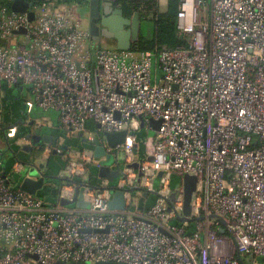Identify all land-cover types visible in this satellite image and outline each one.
I'll return each instance as SVG.
<instances>
[{
    "label": "built area",
    "instance_id": "2783aa9c",
    "mask_svg": "<svg viewBox=\"0 0 264 264\" xmlns=\"http://www.w3.org/2000/svg\"><path fill=\"white\" fill-rule=\"evenodd\" d=\"M13 1L0 0V91L2 83L27 85L28 109L57 112L56 128L76 140L65 144L61 135L40 146L42 123L18 135V125L6 130L0 121L6 144L55 157L56 175L68 174L49 201L19 187L20 178L42 176L36 167L16 157L0 170V264H264V0H177L185 43L154 51L91 45L61 0H27L24 12L13 11ZM137 1L151 11L149 0ZM137 117L147 131L152 120L159 126L144 139L132 192ZM122 131L124 142L108 145L104 133ZM82 133L95 136L91 147L79 146ZM102 167L119 173L114 185ZM185 174L198 179L191 233L189 223H173L181 182L167 202L171 178ZM116 191L122 209L109 207ZM152 191L153 203L141 208L138 197ZM212 215L223 219L224 234Z\"/></svg>",
    "mask_w": 264,
    "mask_h": 264
},
{
    "label": "water",
    "instance_id": "95a60500",
    "mask_svg": "<svg viewBox=\"0 0 264 264\" xmlns=\"http://www.w3.org/2000/svg\"><path fill=\"white\" fill-rule=\"evenodd\" d=\"M27 0H14L11 6V9L15 12H24L27 8L30 7V4L26 2ZM68 1V0H65ZM119 0H75L76 4H78L76 8V12L79 14L86 13L87 14V26L86 29L91 37V39L95 42H100L104 39H114L115 45L118 50H128L131 48V42L133 39V29H132V21L131 19L124 16L123 11L120 7H118L117 2ZM74 2V1H73ZM28 18L31 21L33 19V13L30 12L28 14ZM150 125L152 130H157L159 126V122L150 121ZM126 132H115V133H104V137L108 145L114 146L116 144H121L124 142ZM50 140L51 138H45ZM38 137L34 138V142H39ZM97 143V142H96ZM104 154V149L101 146L95 147V155L96 157H100ZM110 159V158H109ZM108 159V161H109ZM124 154L121 153L118 156V161L123 163ZM30 166H34L38 169V171L42 174L37 180H32L30 178H20L19 179V187L21 190L30 193L36 194L37 191L41 190L45 185L47 179L57 180L59 181L60 176L68 177L66 172H60L57 175H44L41 171V165L36 166L33 163L28 162ZM47 163L44 164V166ZM99 174L102 177L108 178L111 185H114L116 179L119 176L117 171L110 172L107 167H102L99 170ZM141 172L138 170L137 178L134 182V186L130 188L132 192L139 189V178ZM161 174H158L155 178V182L159 181ZM89 177L85 176L84 181H88ZM182 183L183 186V207L179 216L173 223L184 222V223H192V211L196 200V186L198 179L195 175L185 174L183 178L172 177L170 181V193L167 197V202L170 204L173 202L178 194L177 186L179 183ZM157 196V193L152 191L150 193L145 192L144 196L148 195ZM63 203H67L63 201ZM69 204V203H68ZM69 205H74V201L70 202ZM77 205L86 207V203L79 197L77 199ZM124 206L123 200V192L116 191L113 194V198L109 203L110 208L122 209ZM210 218L217 220L221 227L219 228V232L224 234V221L220 216L212 215ZM88 231V230H87ZM63 264V263H61ZM96 264H123V263H112V262H98Z\"/></svg>",
    "mask_w": 264,
    "mask_h": 264
},
{
    "label": "crops",
    "instance_id": "0c3cea01",
    "mask_svg": "<svg viewBox=\"0 0 264 264\" xmlns=\"http://www.w3.org/2000/svg\"><path fill=\"white\" fill-rule=\"evenodd\" d=\"M74 3L76 4L75 0H68L66 6L63 7L64 8L63 11L66 12L67 14H69L72 21L79 23L80 25L83 26V28H85L84 22H82L77 16L76 7H74ZM167 3H168V0H160L159 1L160 11L164 12L167 9ZM92 42H93V40H91V43ZM97 44H99L100 46L106 47V48L117 49L114 39H110V40L104 39V40L98 42ZM18 113L19 112L16 111V113H15L16 115L12 114V116L14 118H17L18 122H15L14 125H18V133L20 135H27L28 133H30L32 131L33 120L36 122L42 123V126L40 127V130L38 131L39 132L38 138H40V139H39V142H37L38 144H40V146L44 145V143L56 144V142L59 139V136H61V135L65 139L64 140L65 144H69V145L75 144V140H76L75 137H71L70 134H63L56 128L57 127V119H58L57 112H55V111H46V112L37 111V112H34L35 114L32 116V118L30 120V127L29 128L26 126V122H27L28 118L24 119L25 115H23V112L19 113V114ZM135 124L137 126V131H136L137 136L139 133L141 136L144 135V138L146 136H149V133L152 130L147 131V129L145 128V126L142 122L141 117L136 118ZM80 136L82 137V139H81L79 146L91 147L90 140L93 139L95 136L91 133L90 134L89 133H82ZM43 137L51 138V139L48 140V139H44ZM33 153L39 154L38 151H35ZM28 155H29V153H26L25 156L23 154H20L18 156L20 159L26 161L29 158ZM40 159L39 160L37 159L36 161L33 160V162H36V164L38 163V166L41 165L40 169L44 175H50V176L53 175L54 176L58 173V167L55 163V157H51L49 159V161H45L44 163H47V165H45V166H44V163L40 164L43 161L41 159V162H40ZM14 161H15L14 157H10L5 163L0 161V170H2L3 172H7V170L10 168V165ZM132 167L136 170V172H138V170L140 169V165L137 164V161L133 162ZM11 181H12L13 186L18 185L16 182H14L15 178H12ZM58 184H59V181H57V180L47 179L43 188L41 190L37 191L35 195L37 197H40V198H45L46 200L55 201L56 200L55 196L57 194L56 186ZM53 185H55V188L53 187ZM46 187H48L47 192H45L44 194L41 195L40 194L41 191L43 189H45ZM49 189H51L52 191H49ZM147 197H144L143 195L138 197V204L141 208H146L149 206V205H147ZM153 201H152V203H153Z\"/></svg>",
    "mask_w": 264,
    "mask_h": 264
},
{
    "label": "rangeland",
    "instance_id": "374dc122",
    "mask_svg": "<svg viewBox=\"0 0 264 264\" xmlns=\"http://www.w3.org/2000/svg\"><path fill=\"white\" fill-rule=\"evenodd\" d=\"M78 16V15H77ZM78 18L84 22L85 28L87 26V22L84 19L82 15L78 16ZM132 29H133V36H138L140 38H145V39H150L153 36V24L149 20H144V21H138L134 20L132 21ZM91 45L93 46H98L97 42L93 41L92 43L90 42ZM1 95V105H0V121L3 124V127L7 130L10 125L15 124L17 121V118H14L12 114H15L16 111L19 113L23 112V115H25V118H29L26 122V126L29 128L30 127V118L35 114L33 111L31 112L28 109V106L26 104V101L31 98L29 94V87L25 84H21L17 87L12 86V87H7L5 83H2V89L0 91ZM18 113V114H19ZM16 115V114H15ZM23 118V117H22ZM21 118V119H22ZM86 131H89L91 133H94L96 129V125L92 122H88L85 127ZM18 135H20L18 133ZM150 136L154 135V133L151 131L149 133ZM23 154L24 156L26 155V151L23 150L21 147L17 146L14 144L13 139L9 140V143L6 144L3 139H0V161L5 163L10 157H14V159L17 157L18 160L22 162H30L33 163L34 165L38 166V163L36 164L37 159L39 160L41 158V153L39 154L33 153L28 155V159L26 161L22 160L19 158L18 155ZM31 159V160H30ZM137 164L140 163V159H136ZM41 162V159H40ZM45 161H42L40 164H43ZM45 164V163H44ZM89 177V176H87ZM175 177V176H173ZM14 182H17L15 179ZM145 197V196H144ZM155 196L150 194L147 197V205H150L152 201L154 200ZM50 201V200H49ZM187 232L191 233L196 230V225L194 222L189 223L185 226Z\"/></svg>",
    "mask_w": 264,
    "mask_h": 264
},
{
    "label": "trees",
    "instance_id": "16d2710c",
    "mask_svg": "<svg viewBox=\"0 0 264 264\" xmlns=\"http://www.w3.org/2000/svg\"><path fill=\"white\" fill-rule=\"evenodd\" d=\"M119 4L125 17L138 21L149 20L153 24V36L150 39L134 36L131 48L138 51H154L163 46L174 48L185 43L176 31L177 0H168L167 9L164 12L160 11L158 0H149L148 9L151 11L146 14L138 10L137 0H119ZM144 139V135L141 136L139 133L135 144V152L140 161L145 153ZM47 188L40 194L47 192ZM49 191L52 190L49 189Z\"/></svg>",
    "mask_w": 264,
    "mask_h": 264
},
{
    "label": "flooded vegetation",
    "instance_id": "af4514ba",
    "mask_svg": "<svg viewBox=\"0 0 264 264\" xmlns=\"http://www.w3.org/2000/svg\"><path fill=\"white\" fill-rule=\"evenodd\" d=\"M34 1H37V0H34ZM61 1L65 2L67 4V1H65V0H61ZM117 5H118V7H120L119 1L117 2ZM77 6H78V4L74 3V7L77 8ZM76 13H77L78 16L82 15L84 17V19L86 20V22H87V14L85 12L82 13V14H79L78 12H76Z\"/></svg>",
    "mask_w": 264,
    "mask_h": 264
}]
</instances>
